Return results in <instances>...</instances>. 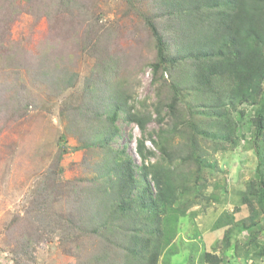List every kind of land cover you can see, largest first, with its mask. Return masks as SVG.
Listing matches in <instances>:
<instances>
[{"label": "trees", "instance_id": "1", "mask_svg": "<svg viewBox=\"0 0 264 264\" xmlns=\"http://www.w3.org/2000/svg\"><path fill=\"white\" fill-rule=\"evenodd\" d=\"M55 1L59 4L57 11H62L70 9L76 0ZM125 2V13L142 17L143 28L150 36L155 54L146 64L152 69L153 81L160 83L158 98L151 108L149 104L138 108L132 101L130 86L115 81L110 85L109 78L116 79L121 62L104 53L112 36L95 29L94 23L86 27L84 44L97 49L89 52L96 53V63L108 77L105 85L99 82L91 90L89 79L86 87L93 101L87 105V115L98 119L102 130L93 129L99 134L94 140L105 148L106 159L96 165V176L87 180L97 185L96 190L82 194L77 207L82 213L76 211L80 213L78 221L67 219L65 230L85 234L90 230L100 235L101 230H109L122 236L116 238L115 245L126 251L129 264H158L162 252V264H169L170 256L178 253L173 241L184 229L188 209L202 201H220L218 194L205 192L211 185L210 177L216 178L219 172L212 155L238 144L241 119L235 122L231 109L247 105L253 108L249 114L253 126L249 142L257 156L254 177L241 193L249 214L236 222L233 214L225 213L217 219L215 228L226 226L222 238L225 248L232 245L234 229L251 231L247 245L256 246V255L263 256L264 246L257 235L261 231L258 218L264 216V0ZM145 2L151 3V12L145 9ZM4 7H0V13ZM7 34L10 31L0 35V62L7 59L11 49L5 43ZM58 67L52 63L39 68L38 83L48 82L56 89L72 87L78 72L69 66ZM166 75L172 79L169 84ZM26 85L8 97L0 96V108L15 112L29 106ZM186 91H190L187 103L183 101L187 99ZM244 113L245 109L239 111ZM120 117L137 124L142 132L137 142L140 164L126 154V147H112L120 132L116 123ZM153 120L158 128L148 131ZM176 137L181 138L179 143H175ZM147 140L160 152L154 161L151 158L157 153L146 145ZM57 180V175L47 178L32 203L33 211L44 213L49 209L48 201L53 203L65 191ZM217 182L214 188L219 187ZM28 243L24 239L17 242L16 253L27 255ZM203 256L212 264H220L223 259L208 250Z\"/></svg>", "mask_w": 264, "mask_h": 264}, {"label": "rangeland", "instance_id": "2", "mask_svg": "<svg viewBox=\"0 0 264 264\" xmlns=\"http://www.w3.org/2000/svg\"><path fill=\"white\" fill-rule=\"evenodd\" d=\"M58 5L55 0H0V7L5 6L0 13V35L10 31L5 43L11 46L7 59L0 62V96L8 97L26 83L30 101L29 106L15 112L0 108V264H129L126 251L115 245L116 238L122 236L109 230H101L102 235L90 230L87 234L81 230L69 233L64 227L69 218L78 221L82 194H93L97 187L87 180L96 176V165L106 159L105 148L94 140L99 136L93 131L100 129L98 119L87 115V105L93 101L86 87L89 79L93 90L99 82L107 84L108 77L99 69L96 53L89 52L97 49L84 44L83 33L94 23L95 29L111 34L112 42L103 48L104 53L121 62L119 75L109 78L108 83L130 86L138 108L150 106L158 98L160 83L153 81L152 69L146 64L154 57V48L142 17L125 13V0H76L62 11H57ZM145 5L151 12V3ZM52 63L59 64L58 69L69 66L78 72L72 87L63 84L56 89L48 82L38 83L39 68ZM165 78L167 84L172 81L168 75ZM189 92L185 103L190 101ZM241 109H245L242 115ZM231 111L235 122L241 119L240 141L234 148L212 155L219 172L216 178L210 177L211 185L205 188L206 194H218L220 201H202L188 209L184 229L173 241L178 253L170 256L169 264H212L203 256L206 250L222 256L220 264H264V255H256L257 247L247 245L251 231L234 229L232 245L225 248L222 238L226 226L215 228L225 213L233 214L236 222L249 214L241 193L257 165L249 142L253 108L242 105ZM116 123L120 132L112 147H126V154L140 164V128L122 117ZM154 128L158 123L153 120L147 130ZM180 141V137L175 138V143ZM146 145L155 150L157 156L151 161L156 160L160 152L150 140ZM56 175L65 191L53 203L48 201L47 211L36 213L31 209L33 201L47 178ZM216 181L218 188L213 186ZM258 223V241L264 246V216ZM23 239L29 241L28 252L20 256L17 242ZM163 258L164 252L158 264Z\"/></svg>", "mask_w": 264, "mask_h": 264}]
</instances>
